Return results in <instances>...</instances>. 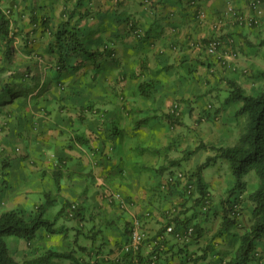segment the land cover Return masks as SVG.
Listing matches in <instances>:
<instances>
[{
    "label": "crops",
    "instance_id": "0c3cea01",
    "mask_svg": "<svg viewBox=\"0 0 264 264\" xmlns=\"http://www.w3.org/2000/svg\"><path fill=\"white\" fill-rule=\"evenodd\" d=\"M0 7L11 18L15 64L22 72L30 70L36 78L26 81L27 100L17 103L23 110L15 106L19 112L11 121L14 132L20 124L14 121L16 113L32 118L30 127L35 134L31 149L40 152L41 158L35 153L21 166L27 172L23 177L26 185L34 173L42 179L35 186L25 187L17 195L16 204L23 206L30 203L31 194L46 192L58 194L57 200L61 198L63 203L78 204L80 216L75 219L81 222L82 230L87 229L79 228L78 234L92 243L80 245L87 249L79 246L81 254L69 262L55 259L51 264H140L142 257L148 261L154 251L152 239L166 224L162 212L181 200L174 196L173 203H157L154 196L153 187L160 186L172 168L162 174H145L139 167L140 174L129 177V172L119 173L121 168L115 159L101 165L98 154L101 157L102 150L105 154L109 142L105 145L100 135L118 125L120 119H135V110L159 108L180 118L174 129L183 135L182 147L192 149L201 142L220 145L215 135L223 128L224 121H220L229 115L226 105L238 101H228L229 94L224 103L215 106L212 98L220 99L218 92L224 88L230 90V80L246 91L259 89L256 74L264 71V0H0ZM64 26L77 27L80 49L63 65L50 49L55 47V32ZM215 37L220 38L221 45L219 53L211 54L204 46ZM151 80L150 96L139 95L138 87ZM87 104L99 108L100 113L82 110ZM208 121L199 140L192 131L200 130ZM80 133L89 136L90 148L76 142L75 135ZM59 167L64 174L57 193L53 172ZM204 180L211 196H215ZM108 183L110 192L104 186ZM223 183L216 177L214 185L218 189ZM115 191L130 198V203L122 207ZM152 201L161 208H154ZM39 204L34 201V209ZM214 204L220 209L219 203ZM241 206L244 219L250 220L246 213L253 204L246 193L242 194ZM87 217L90 228L82 222ZM220 217L219 213L198 215L193 221L202 226L200 237L188 243L172 233H163L160 261L201 264L209 260L213 250L215 255L222 251L224 256L231 248L235 250L237 243L230 248L226 232L219 233ZM135 218L140 219L148 239L138 251L127 252ZM244 219L236 223L239 234L250 225ZM214 220L216 228L211 226ZM57 226L68 229L65 224ZM61 234L47 231L39 235L40 243L28 241L32 250L22 254L23 260L61 245ZM219 246L222 248L217 249ZM203 254L206 259L198 261Z\"/></svg>",
    "mask_w": 264,
    "mask_h": 264
},
{
    "label": "trees",
    "instance_id": "16d2710c",
    "mask_svg": "<svg viewBox=\"0 0 264 264\" xmlns=\"http://www.w3.org/2000/svg\"><path fill=\"white\" fill-rule=\"evenodd\" d=\"M11 32L10 15L0 7V75L4 77L5 74L7 75L8 73V77H11L12 80L5 84H1L0 116H4L10 120L15 114L13 112L15 111V108L12 107L7 111H3V107L13 102L15 99L8 100L7 98H3L1 94L4 95L9 92L13 97L18 96V98H22L19 96H22L23 94L28 96V89L27 86H25L26 81L31 79L36 81V78L31 75L30 70L22 72L15 64L12 52L14 35ZM54 36L55 39L52 45L55 47L51 46L50 51L57 54L58 64H63L80 49L79 32L76 26H73L70 29H68L67 26H64L63 29H59L55 32ZM57 46L58 49H56ZM256 75L257 77H264V71H259ZM153 83L154 81L152 80L142 82L138 87L139 95L149 97ZM19 86L21 87V90L18 89ZM229 86L230 95L228 101H238L242 103L241 107L236 112V116L239 117L244 115L247 117L245 129L235 144L226 146L201 142L195 148L183 150L181 157L167 159V164H163L159 167H151L141 164L142 170H153L157 174H162L171 168L172 169L168 175L174 174L177 170H182L187 176L188 185L187 181L185 183L181 178H177L175 181L167 182L165 188L162 187L164 182H161L160 186L156 185L153 187V190L155 191L154 196L158 199L156 200L157 203H160L162 200L173 203L175 202L173 200L174 196L181 200L174 203L171 208H168L163 212L161 211L163 217L166 219V224L162 226L161 232L156 233V236L152 239L154 251L150 255L149 260L146 261L147 259L142 257L143 259H139L140 264H152V261H156L157 264H164L160 261L163 248L162 240L164 238L163 233H168L167 228L169 226L174 227V232L169 233H172L175 237H177V233H180L181 239H178L184 243L190 242L183 239V235L190 227L194 228L191 241H195L200 237L202 226L199 222H194L193 220L200 214L211 215V211L216 206L212 203L214 198L211 196L208 184L204 180L203 173L206 168L216 165L219 159H224L229 162L230 168L235 177V184L228 190V195L223 198L221 202L219 201L220 209H216L215 211V214L219 213L222 217L219 233L223 234L227 232L238 223V217L233 218L232 211L234 204L242 205V194L245 193L249 187L248 180H245V177L249 173H252L259 181L258 187L248 195V198L253 204L250 225L239 234V245L235 250V254L231 259L227 260L225 264H251L252 261L260 258L258 257L256 246L258 240L264 239V87H262L258 94H251L247 93V91L239 86L234 80L229 81ZM21 104H25V102H22ZM83 108L91 113H100L99 108H95L93 104L85 105L82 107V110ZM146 112L147 111L144 110L133 111V114L137 116L135 117L136 120H132L134 122L133 127L135 130L141 128L147 123L149 124V120L154 117H158V119L168 122L172 128L180 124V118L175 116L172 112H165L162 110L161 115L142 117L141 114ZM14 120L17 121L18 119L15 117ZM154 128L156 127L154 126ZM110 130H112L113 135L121 134L123 131L117 124H114ZM100 137L104 140L106 145L108 138H105L104 134H101ZM75 139L77 143L90 148V138L89 136H86L85 133L76 134ZM109 146L111 145L109 144ZM171 146L172 145H168L167 150H171ZM105 147L106 152L103 154L104 150H102V158L100 157L98 161L101 165L114 159V156H112L113 153L108 149V145ZM201 150L210 151L212 154L208 155L204 162L197 164L196 167L191 170L184 167L182 168L184 161H189ZM98 155H100V153ZM100 160H103V162L101 163ZM136 164L137 163H135V165ZM118 165L119 164H117V166ZM128 165L130 164L126 163L128 169L133 166L136 167L135 165ZM62 168L63 167L56 168L53 172L57 193H60L61 191V180L64 174ZM124 172L128 171L124 168L119 170V173L121 174ZM6 173L7 171L5 170L3 174ZM8 181V183L11 184V178ZM190 183L193 185L192 189H189L188 187ZM104 186L107 192L112 190V187L109 184H105ZM118 193L122 195V199H118L121 206H126L127 203L125 199L127 197H125L120 191H115L114 195ZM45 195L46 201L40 203L30 213H27L24 209L20 208L10 209L0 213V264H51L55 259H73L75 257L74 250L60 251L56 249H48L44 254L24 260H17L10 253L8 244L4 239L5 235H16L20 238L32 241L37 236L38 231L42 228L46 229L49 233H62L64 227L57 226L59 219L62 217L77 218L80 216V208H73V203L64 202L60 210L56 213L54 219L51 220L47 218L46 214L48 210L58 201V194L46 192ZM151 203L154 208H161L156 202L152 201ZM239 213L241 214L242 211L240 210ZM131 229L132 226L129 230L130 234ZM143 232L146 235V232ZM147 239L148 237L146 235V240ZM80 247L81 249H87L85 246ZM205 255L206 254H203V256L198 257L197 260L206 259Z\"/></svg>",
    "mask_w": 264,
    "mask_h": 264
},
{
    "label": "rangeland",
    "instance_id": "374dc122",
    "mask_svg": "<svg viewBox=\"0 0 264 264\" xmlns=\"http://www.w3.org/2000/svg\"><path fill=\"white\" fill-rule=\"evenodd\" d=\"M264 49V45H263ZM264 67V66H261ZM260 68V67H259ZM5 74L4 77L0 75V87L2 86V83H6L8 81H12L11 77H8ZM260 78L258 82V88L255 92H250L247 90V93L251 94H258V92L264 87V77H257ZM253 82L252 84H254ZM18 89L21 90V87L19 86ZM219 98L215 97L212 98V102L215 106H218L222 103H224V100L226 97L230 94V90L228 88H224L220 90ZM3 98H7L8 100H15L9 104H7L5 107H3V111H7L8 109H11L10 107H14L15 112L22 111L23 109L20 108L17 103L18 102H25L27 100V96L23 94L22 98H18V96L13 97L9 92L5 93L4 95L1 94ZM25 96V97H24ZM203 99V98H202ZM15 102V104H14ZM208 103V99L205 100V104ZM241 102H233L230 105H226V108L229 110V115L227 117H224V120L222 119L220 122H223V128L218 132L216 136V139L219 140L220 145H233L237 142L239 136L244 131L246 123H247V117L246 116H236L237 110L241 107ZM19 111L16 110V107ZM22 106V105H21ZM1 107V106H0ZM154 108V107H153ZM161 108V107H160ZM163 109H166V107H163ZM162 110L161 109H152L149 112L142 113V117L144 116H154V115H161ZM1 115V113H0ZM17 119L19 120L20 124L17 127L18 129H15L13 132V126L12 121L9 118H6L4 116H0L2 120L0 121V213L3 211H7L10 209L20 208L24 209L27 213H30L34 209V201L36 202H44L46 201V195L34 193L29 196L30 203L26 202L23 204V206L16 204V198L17 195L23 192L25 187L27 186H35L39 184L42 179V176L40 174H32L28 183L26 185V181H24L23 177L27 176L26 169H24L21 166V162L25 161L28 163L32 156L35 155V151H32V145L30 144V140L34 137L35 130H33L30 127V124L32 122V118L30 116L23 115L16 113ZM187 122H190V118L188 116H185ZM3 120L6 124H3ZM121 120V119H120ZM118 121V126L123 130L121 134L113 135L112 130L108 129L105 130L104 137L108 138L109 144L112 146H109L108 149L113 153L112 156H114V159L116 160L118 167L121 169H125L126 171L130 172L128 175L129 177L135 173L140 174L139 167H141V164L147 165V166H155L159 167L163 164H167V159L171 158H178L182 156L183 150L186 149V147L183 146V137L182 133L177 131L176 129L172 128L170 124L166 121H162V119H158V117L151 118L149 120V124L142 126L141 128L135 130L133 125L134 122L130 119H122L121 121ZM136 120V119H135ZM15 121V120H14ZM212 123L214 124L215 121L212 119ZM116 123V122H115ZM208 122L202 123L200 126V130H193L194 136L197 137L199 140L201 139V134L203 131L206 130L208 126ZM179 125V124H178ZM80 126V125H79ZM154 126L156 128H154ZM128 128V130L126 129ZM83 129V128H82ZM19 133H18V131ZM127 130V131H126ZM17 131V133H16ZM189 133V132H188ZM204 134V133H203ZM215 136L213 139H215ZM190 142V141H189ZM172 145L170 148L171 150H167V146ZM165 146V148H164ZM40 150V147L39 149ZM147 151V152H146ZM38 152V151H37ZM40 153V152H38ZM37 154L38 158H41ZM50 153V158L51 154ZM212 152L210 151H200L197 154H195L190 161H184L182 164V167L188 168V170H191L196 167L197 164H200L201 162H204L208 155H211ZM31 157V158H30ZM100 158V155H99ZM123 162V163H120ZM127 164H130L128 166H133L135 163H137L136 167H131L130 169L127 168ZM190 164H194L190 165ZM27 167L30 165L26 164ZM3 170V171H2ZM7 171L6 174H3L4 171ZM187 170V169H186ZM145 174L154 173L153 170H144ZM143 174V173H141ZM169 174V173H168ZM16 177V180H15ZM204 177L209 182L211 190L216 195L213 196L214 203H219L223 198H225L228 195V190L235 184V177L232 173V170L230 168V164L227 160L219 159L216 165H212L205 169L204 171ZM216 177L222 178L224 180L222 189H218L214 183ZM12 180V184L8 183V180ZM119 179L123 180V178L118 177ZM245 180H248V189L245 191L247 195H249L252 191H254L258 185L259 181L256 179V177L249 173ZM24 181V182H23ZM109 184V183H108ZM126 197V196H125ZM58 198V197H57ZM127 203H130V198L125 199ZM129 200V201H127ZM220 201V202H219ZM63 204V200L61 198L58 199L57 203L51 207L46 217L49 219H54L56 213L60 210L61 206ZM241 207V206H240ZM218 208V207H216ZM216 208L211 211V215L214 216ZM242 211V209H240ZM250 217H252V209L249 211V213H246ZM88 220L83 223H85V227H91L90 217H87ZM222 219V217H220ZM248 217L243 216V213H241L240 218L238 221H241L244 219V223H249L250 220L247 219ZM217 221V220H216ZM216 221H212L213 223L211 226L213 228H216ZM81 222L76 220L75 218H65L62 217L59 219V223L57 225L65 224L68 229L62 231V236L64 235V238L61 240V245L56 246V250L61 251H72L74 250V254L78 256L81 254V250L79 248L80 245L83 244H90L92 243V240L88 239L87 237L83 236L82 234H78V229L81 228V225H79ZM82 231H87V229H84ZM43 232H47L46 229L42 228L38 231L37 236L32 240L33 245H36L41 242V237L39 235H42ZM239 232L237 231V226L234 225L230 230H228L225 235L226 238H230L231 246H233L235 243H237V247L239 245V238H238ZM5 241L8 244L10 253L13 257H15L17 260H23V253H29L32 250V246H27L28 240L24 238H20L16 235H5L4 236ZM101 241V239H100ZM235 242V243H234ZM96 244H99V241H95ZM264 239L257 241L256 249L259 250V257L258 259L251 262V264H264ZM236 247V248H237ZM222 247H218L217 249H221ZM216 249V248H215ZM231 251L224 256L222 254V251H219V253L215 255L214 250L210 252L209 254V260L203 261L201 264H225V261L231 259V257L235 254V250L230 249ZM214 255L216 257H214ZM65 262H69L71 258H63L62 259ZM211 260V261H210ZM210 261V263H209ZM195 264V263H192Z\"/></svg>",
    "mask_w": 264,
    "mask_h": 264
},
{
    "label": "built area",
    "instance_id": "2783aa9c",
    "mask_svg": "<svg viewBox=\"0 0 264 264\" xmlns=\"http://www.w3.org/2000/svg\"><path fill=\"white\" fill-rule=\"evenodd\" d=\"M259 2V1H258ZM258 2L254 3L257 4ZM240 19H243L242 14L239 15ZM221 45V40L219 37H215L212 38L210 41H208L205 44V48L208 50L209 53L211 54H217L219 53V47ZM186 174L182 171V170H177L174 174L172 175H168L165 180L164 183L162 185L163 188H165L167 186V182H172L175 181L177 178H181L182 181H184L186 183L187 178H186ZM187 185H188V181H187ZM189 189H192L193 185L190 183L189 184ZM117 199H122V195L121 194H116L115 195ZM124 200V199H123ZM76 205H73V208H75ZM240 205L238 204H234L233 205V211H232V215L234 218L239 217L240 216ZM142 224L140 219L135 218L132 224V229H131V234H130V240L128 243V246H126V251H138L141 247V245L144 243V241L146 240V235L142 230ZM193 231L194 228L190 227L186 230V233L183 235V239H185L186 241H190L193 235ZM167 232H174V227L173 226H169L167 228ZM181 234L177 233V238L181 239ZM163 237V236H162Z\"/></svg>",
    "mask_w": 264,
    "mask_h": 264
},
{
    "label": "clouds",
    "instance_id": "9594fccd",
    "mask_svg": "<svg viewBox=\"0 0 264 264\" xmlns=\"http://www.w3.org/2000/svg\"><path fill=\"white\" fill-rule=\"evenodd\" d=\"M76 205V207L75 208H77L78 207V204L77 203H73V205ZM241 209V208H240ZM73 212H74V210H73ZM241 215V214H240ZM234 218V217H233ZM240 218V216L238 217V219ZM238 219H237V221H238ZM258 252V257H259V255H260V253H259V251H257Z\"/></svg>",
    "mask_w": 264,
    "mask_h": 264
}]
</instances>
